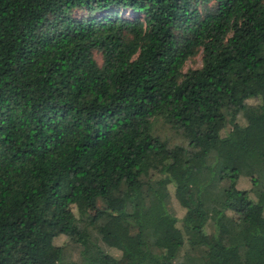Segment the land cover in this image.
I'll use <instances>...</instances> for the list:
<instances>
[{
    "label": "trees",
    "instance_id": "trees-1",
    "mask_svg": "<svg viewBox=\"0 0 264 264\" xmlns=\"http://www.w3.org/2000/svg\"><path fill=\"white\" fill-rule=\"evenodd\" d=\"M0 264H264V0H0Z\"/></svg>",
    "mask_w": 264,
    "mask_h": 264
},
{
    "label": "rangeland",
    "instance_id": "rangeland-1",
    "mask_svg": "<svg viewBox=\"0 0 264 264\" xmlns=\"http://www.w3.org/2000/svg\"><path fill=\"white\" fill-rule=\"evenodd\" d=\"M122 16H124V14H122ZM125 16L127 17H130L129 14H126ZM188 67L190 68H195L199 65V60L198 58L194 59V61L192 63H187L186 64ZM176 139H173L172 142H175ZM172 208L174 210V213L177 215V216H180V210H179V207L175 204L174 201H172ZM68 244V243H67ZM112 255H115L114 252H111ZM68 255L71 257L72 260L76 259L77 257V252H75L74 250L72 249H68Z\"/></svg>",
    "mask_w": 264,
    "mask_h": 264
}]
</instances>
